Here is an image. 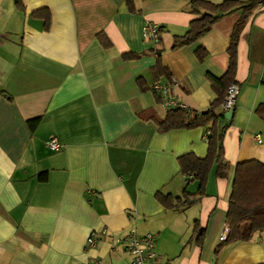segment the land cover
Returning <instances> with one entry per match:
<instances>
[{
    "label": "crops",
    "instance_id": "crops-1",
    "mask_svg": "<svg viewBox=\"0 0 264 264\" xmlns=\"http://www.w3.org/2000/svg\"><path fill=\"white\" fill-rule=\"evenodd\" d=\"M133 1L134 10L127 0H22L23 8L0 0V264H128L118 238L132 228L156 234L155 264L264 263V228L216 253L228 231L236 163H264V122L256 113L264 101V1L238 40L227 173L213 169L199 200L173 208L156 192H197L199 181L181 172L178 157L206 155L207 126L158 129L151 115L162 118L168 108L152 89L157 52L171 72L157 80L170 82L169 95L187 110L203 111L216 97L210 77L228 67L241 12L173 48L174 36L202 12L191 10V0ZM41 8L50 12L47 27L33 14ZM147 21L159 23L157 37L143 36ZM51 137L58 149L47 146ZM196 219L205 228L202 243L193 235ZM93 233L97 241L87 247Z\"/></svg>",
    "mask_w": 264,
    "mask_h": 264
},
{
    "label": "trees",
    "instance_id": "trees-1",
    "mask_svg": "<svg viewBox=\"0 0 264 264\" xmlns=\"http://www.w3.org/2000/svg\"><path fill=\"white\" fill-rule=\"evenodd\" d=\"M264 0H223L212 2L209 0H191L190 8L195 13H201L200 17L191 20L188 30L182 35L173 38L172 47L177 48L188 44L202 34L208 32L213 24L223 15L240 11L241 15L235 22L228 45L229 61L228 67L221 77L211 76V86L216 97L211 100L207 109L203 111H191L184 108H170L164 117L152 114L151 117L157 123L160 131H167L173 128H191L196 126H207V153L204 157H198L193 152H187L178 157L180 170L183 174L192 175L193 179L199 181L196 193H189L184 189L183 195L173 196L156 192V198L166 207L173 208L184 205L187 201L199 200L203 193L204 184L211 171L219 176H224L229 168V162L224 156V136L231 124V119L225 117L224 111H218L223 101L228 86L235 80L237 67V45L240 33L246 22L253 15L257 5ZM19 8H23L22 0H15ZM130 10L135 9L134 1L127 0ZM36 16L45 19V27L50 21V12L47 8L37 9L33 12ZM100 38L104 37L103 32L98 33ZM104 44H109L103 39ZM135 53H124V57L135 56ZM155 80L161 76L171 78V72L162 62L160 52H157L156 63L153 67ZM141 88H147L141 77L137 78ZM160 98V96H159ZM257 115L264 122V101L256 108ZM40 121L39 117L28 120L31 129H35ZM43 175V176H42ZM40 177L45 179L46 173L42 172ZM228 231L216 248V253L223 245L236 240H249L254 233L264 228V163L259 159H247L236 163L231 191L228 198V209L226 215ZM205 228L199 225V220L194 222L193 235L199 243L203 242ZM264 264V263H260Z\"/></svg>",
    "mask_w": 264,
    "mask_h": 264
},
{
    "label": "built area",
    "instance_id": "built-area-1",
    "mask_svg": "<svg viewBox=\"0 0 264 264\" xmlns=\"http://www.w3.org/2000/svg\"><path fill=\"white\" fill-rule=\"evenodd\" d=\"M160 32V25L157 22L147 21L142 26L144 37H157ZM153 91L163 98L164 105L170 108H184L186 105L180 100L170 96L171 83L160 80L152 84ZM240 92V86L236 82L230 83L224 95L223 101L218 107L220 111H227L234 108L237 96ZM257 140L261 141L259 135ZM47 146L51 149H58L60 142L57 137H51L47 140ZM225 237V236H224ZM222 237V239L224 238ZM97 241V234L93 233L87 240L86 246H94ZM119 244L128 255V264H155L157 261V236L153 232L138 233L132 228L125 235L118 238ZM88 264H99V258L92 259Z\"/></svg>",
    "mask_w": 264,
    "mask_h": 264
},
{
    "label": "water",
    "instance_id": "water-1",
    "mask_svg": "<svg viewBox=\"0 0 264 264\" xmlns=\"http://www.w3.org/2000/svg\"><path fill=\"white\" fill-rule=\"evenodd\" d=\"M233 110H234V108H231V109L227 110V112H226V116H227L228 118H231V116H232V114H233Z\"/></svg>",
    "mask_w": 264,
    "mask_h": 264
}]
</instances>
